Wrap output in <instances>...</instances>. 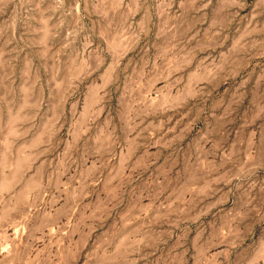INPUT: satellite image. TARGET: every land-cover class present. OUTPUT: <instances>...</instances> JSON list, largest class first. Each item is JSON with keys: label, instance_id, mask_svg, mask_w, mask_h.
I'll list each match as a JSON object with an SVG mask.
<instances>
[{"label": "rangeland", "instance_id": "374dc122", "mask_svg": "<svg viewBox=\"0 0 264 264\" xmlns=\"http://www.w3.org/2000/svg\"><path fill=\"white\" fill-rule=\"evenodd\" d=\"M0 264H264V0H0Z\"/></svg>", "mask_w": 264, "mask_h": 264}]
</instances>
